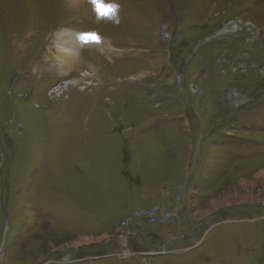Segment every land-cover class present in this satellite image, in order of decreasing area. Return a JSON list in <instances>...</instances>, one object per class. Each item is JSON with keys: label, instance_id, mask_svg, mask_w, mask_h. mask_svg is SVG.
Here are the masks:
<instances>
[{"label": "rangeland", "instance_id": "rangeland-1", "mask_svg": "<svg viewBox=\"0 0 264 264\" xmlns=\"http://www.w3.org/2000/svg\"><path fill=\"white\" fill-rule=\"evenodd\" d=\"M116 2L119 24H97L89 0H0V264H264V0ZM60 31L95 69L58 71ZM145 97L182 138L159 190L113 170L132 149L110 110Z\"/></svg>", "mask_w": 264, "mask_h": 264}, {"label": "crops", "instance_id": "crops-1", "mask_svg": "<svg viewBox=\"0 0 264 264\" xmlns=\"http://www.w3.org/2000/svg\"><path fill=\"white\" fill-rule=\"evenodd\" d=\"M176 36L177 33L172 35V38L168 41V46H172ZM203 42L204 41L201 38L198 40V43L195 44V47L197 44ZM170 49L171 48H169V50ZM169 50H167L169 68L174 69L179 75L184 76L185 70L194 58V48L189 57L178 65H175L174 63V53ZM201 83L202 82H199V85ZM182 86L186 88V80L184 78ZM125 96L127 97L128 94L126 93ZM188 97L189 101L192 103L193 100L191 96ZM137 100L141 101V103H124L123 105H115L113 110H110V113L113 112V115H115L116 118V120H114V117H111L112 120L110 121V126L113 132L115 131L114 127L120 124L119 121H121V119H123L122 123H124V126L120 130V134L124 135V139L122 142H119L115 136V141L117 144L120 143L121 145H123V143L128 144L129 148L132 149V154L129 159L124 158L123 152L121 154L116 151V168L113 167V170H115V172L118 171V175H127V177H132L133 180L139 179V181H142L143 186L147 187L148 185H145L147 182L151 190H159V186L164 184V182H172L175 178L179 177L180 169L183 164L180 160L178 161L175 158L168 159L167 152H165V155L167 156L162 160L160 149L168 150L170 147L176 148V146L180 149L182 138L179 129L176 128L178 127L177 125H161V123H159L160 120L156 117L154 112H152V109H150L146 97L145 99L137 98ZM192 111L193 107L189 108V114H194ZM192 144L193 143H191V145ZM133 153H135V155ZM126 184L128 185V183ZM187 186H189V183H187ZM130 188L129 185L125 194L120 195V193H117V196H144L143 189L139 190V187L132 186V190L129 191ZM114 198L116 199V197ZM113 202L117 203L116 200ZM187 210L188 209L185 207L184 215L187 214ZM185 236H189V234ZM139 243L141 242L139 241Z\"/></svg>", "mask_w": 264, "mask_h": 264}, {"label": "bare ground", "instance_id": "bare-ground-1", "mask_svg": "<svg viewBox=\"0 0 264 264\" xmlns=\"http://www.w3.org/2000/svg\"><path fill=\"white\" fill-rule=\"evenodd\" d=\"M76 8V7H75ZM59 37V40L61 41V39L63 38L64 39V31H60L59 33H57ZM62 39L61 43L59 42V47H58V56L60 59L62 58L61 62L58 63V71L61 72V73H64V71H68V70H75L77 69L78 70V67L76 65H90L89 67L90 68H94L95 66H93V63L92 62H87V60L85 61L84 59L83 60H77L75 58H69L68 55H73L75 54V50H72L73 48L71 47H67L65 46L64 44V40ZM80 40V37L78 36V41ZM8 47H10V51L7 52V58L9 60L11 59H14L15 56H16V53L18 52L19 48L18 46H15V41H12L8 40ZM100 45V44H99ZM23 48V47H22ZM21 48V49H22ZM67 55V56H66ZM64 58V59H63ZM58 62V61H57ZM92 68V69H93ZM97 68V67H96ZM95 69V68H94ZM79 71V70H78ZM77 71V72H78ZM95 71V70H94ZM75 72V71H74ZM79 73H81V77L83 78H86V77H90V72L88 71H80ZM95 73V72H94ZM81 79V78H80ZM77 82H79V80L77 79H74L72 81V86L75 85ZM79 84V83H78ZM190 92V91H189ZM228 100L234 104V106L240 104V102L243 101L242 98H240L239 96H234V94H229L228 95Z\"/></svg>", "mask_w": 264, "mask_h": 264}, {"label": "clouds", "instance_id": "clouds-1", "mask_svg": "<svg viewBox=\"0 0 264 264\" xmlns=\"http://www.w3.org/2000/svg\"><path fill=\"white\" fill-rule=\"evenodd\" d=\"M91 9L95 16V22L99 24L102 21H110L115 24H119L120 18L118 15L120 5L116 2V0H89ZM79 42L83 45L85 43L84 40L80 39ZM101 42V38L99 37V44Z\"/></svg>", "mask_w": 264, "mask_h": 264}, {"label": "built area", "instance_id": "built-area-1", "mask_svg": "<svg viewBox=\"0 0 264 264\" xmlns=\"http://www.w3.org/2000/svg\"><path fill=\"white\" fill-rule=\"evenodd\" d=\"M156 210H151V211H146L144 212L145 215H146V218L147 219H150L151 222L153 223H156L160 220H164V219H169L171 217V215L169 213L165 214L164 212L158 214V213H155ZM119 234L120 237H124V236H127V235H130L128 232H119L117 233Z\"/></svg>", "mask_w": 264, "mask_h": 264}, {"label": "snow or ice", "instance_id": "snow-or-ice-1", "mask_svg": "<svg viewBox=\"0 0 264 264\" xmlns=\"http://www.w3.org/2000/svg\"><path fill=\"white\" fill-rule=\"evenodd\" d=\"M91 2V0H90ZM80 39L84 40L85 42H91V43H98L99 42V36L95 33H88L83 34Z\"/></svg>", "mask_w": 264, "mask_h": 264}, {"label": "water", "instance_id": "water-1", "mask_svg": "<svg viewBox=\"0 0 264 264\" xmlns=\"http://www.w3.org/2000/svg\"><path fill=\"white\" fill-rule=\"evenodd\" d=\"M128 236H130V235H127L126 238H127ZM116 237H119V236H116ZM136 238H137V240L140 241L141 244H142L141 238H140L139 236H137ZM99 245H100V244H97L96 247L99 246ZM143 245H145V244H143ZM145 246H146V245H145ZM155 252H160V249H155Z\"/></svg>", "mask_w": 264, "mask_h": 264}, {"label": "flooded vegetation", "instance_id": "flooded-vegetation-1", "mask_svg": "<svg viewBox=\"0 0 264 264\" xmlns=\"http://www.w3.org/2000/svg\"><path fill=\"white\" fill-rule=\"evenodd\" d=\"M118 233H119V232H118ZM137 245H138V246L140 245L141 247H146L145 245H143V244H141V243H140V244L137 243Z\"/></svg>", "mask_w": 264, "mask_h": 264}]
</instances>
